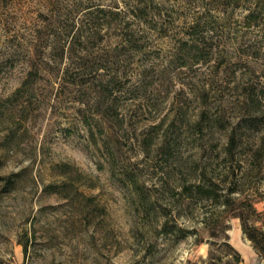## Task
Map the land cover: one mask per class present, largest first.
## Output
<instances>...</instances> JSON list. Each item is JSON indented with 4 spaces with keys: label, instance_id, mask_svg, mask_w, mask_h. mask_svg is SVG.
Returning a JSON list of instances; mask_svg holds the SVG:
<instances>
[{
    "label": "rangeland",
    "instance_id": "rangeland-1",
    "mask_svg": "<svg viewBox=\"0 0 264 264\" xmlns=\"http://www.w3.org/2000/svg\"><path fill=\"white\" fill-rule=\"evenodd\" d=\"M247 15L0 0V264H264V16Z\"/></svg>",
    "mask_w": 264,
    "mask_h": 264
},
{
    "label": "trees",
    "instance_id": "trees-1",
    "mask_svg": "<svg viewBox=\"0 0 264 264\" xmlns=\"http://www.w3.org/2000/svg\"><path fill=\"white\" fill-rule=\"evenodd\" d=\"M222 1H223V5H225L227 8L229 7L244 8L246 11H248V15L246 16V21L250 24H255V26L257 27L260 26L259 21L261 20L262 16H264V0H222ZM244 232L246 233L248 239L253 243L256 252L258 254H261L259 253L258 245L255 243V236L251 233H247L245 229Z\"/></svg>",
    "mask_w": 264,
    "mask_h": 264
}]
</instances>
